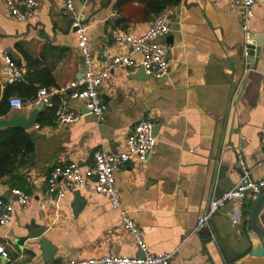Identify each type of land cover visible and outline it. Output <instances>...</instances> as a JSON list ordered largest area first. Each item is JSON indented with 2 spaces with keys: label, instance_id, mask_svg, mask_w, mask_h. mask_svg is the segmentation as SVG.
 Listing matches in <instances>:
<instances>
[{
  "label": "crops",
  "instance_id": "0c3cea01",
  "mask_svg": "<svg viewBox=\"0 0 264 264\" xmlns=\"http://www.w3.org/2000/svg\"><path fill=\"white\" fill-rule=\"evenodd\" d=\"M37 2L38 7L20 22L0 0V56L8 52L15 65L21 64L16 65L23 75L21 82L25 66L36 63L47 74L34 87L64 89L83 71L77 39L62 14V0ZM76 6L87 26L89 47L100 62L114 50V33L141 35L155 17L139 0H88L85 6L77 1ZM169 8L170 32L156 39L170 50L167 75L135 80L131 76L140 66L116 68L100 88L106 108L103 122L82 103L72 102L83 115L76 123L61 125L54 119L25 131L34 138V152L18 174L29 188V200L25 206L14 196L7 200L13 219L0 226V247L7 253L0 264L140 256L106 197L74 190L57 199L47 193L46 178L55 167L69 162L82 170L91 168L95 152H117L143 119L156 126V146L145 164L128 163L114 176L122 208L141 230L147 253H173L170 264H264V255H252L264 245L249 222L254 197L227 203L195 232L209 202L234 187L242 170L249 171L254 181L264 179V0H258L252 18L245 20L234 0H181ZM249 35L253 42L263 41L259 59L251 66L243 60ZM136 59L140 61L139 56ZM0 67L1 96L15 82L5 74L1 57ZM20 99L24 109L11 110L0 120L29 115L34 100ZM54 102L58 104L59 98ZM236 155L241 168L236 167ZM12 190L8 178L0 181V198ZM76 193L84 202L78 213ZM31 224L43 228L42 238L54 247L49 262L43 260L38 240L17 243L28 237ZM256 225L264 231V207Z\"/></svg>",
  "mask_w": 264,
  "mask_h": 264
},
{
  "label": "built area",
  "instance_id": "2783aa9c",
  "mask_svg": "<svg viewBox=\"0 0 264 264\" xmlns=\"http://www.w3.org/2000/svg\"><path fill=\"white\" fill-rule=\"evenodd\" d=\"M86 5L88 0H62L61 10L65 20L77 39V48L83 59V77L71 82L66 88H39L33 106L43 104L44 107H54L53 98L58 97L59 103L55 107V122L61 125L76 123L83 115L73 109L71 103H82L85 110L101 123L105 120L106 108L100 95V88L109 80L116 68H136L140 66L146 76L159 79L168 74L170 69L169 47L156 42V39L167 36L172 25L173 12L165 8L154 17L147 29L138 36L124 32L114 33L112 40L114 50L105 55L100 62L89 47L87 26L76 2ZM242 10V17L252 18L253 6L258 0H234ZM10 16L24 22L28 15L38 7L37 0H4ZM243 30L247 29L245 22ZM140 57L138 62L136 57ZM246 52L244 57H246ZM1 60L5 74L11 82H21L22 72L17 68L8 52L1 53ZM0 67V74H2ZM10 110L21 111L24 102L18 97L8 100ZM153 122L140 120L125 137L121 148L117 152L97 151L93 154L94 165L82 170L78 163L69 162L55 167L46 178L47 193L57 199H63L69 192L82 190L95 192L106 197L112 208L118 211L121 229L128 236L144 257H125L119 255H102L90 258H65L60 264H170L173 253L151 255L147 253V246L143 240L141 230L122 208L121 193L115 184V172L128 163L145 164L149 154L156 146L157 140L152 133ZM264 192V179L254 181L247 170H242L238 183L229 191L214 197L207 211L198 219L195 232L201 231L212 216L227 203L243 202L246 197L257 198ZM11 196L17 203L25 206L28 195L13 189ZM13 219V208L7 200L0 198V226H8ZM0 257L6 258L7 253L0 247Z\"/></svg>",
  "mask_w": 264,
  "mask_h": 264
},
{
  "label": "trees",
  "instance_id": "16d2710c",
  "mask_svg": "<svg viewBox=\"0 0 264 264\" xmlns=\"http://www.w3.org/2000/svg\"><path fill=\"white\" fill-rule=\"evenodd\" d=\"M148 11L153 15H158L168 7H175L181 0H139ZM27 58V56L25 55ZM21 67L19 62H16ZM27 72L24 82H15L8 85L0 96V118L7 117L11 110L8 106L10 97H20L24 100H34L39 88L33 86L35 82L43 83L47 71L40 69L36 63H28L25 66ZM31 70L33 72L31 73ZM34 77V79H32ZM36 78V79H35ZM55 103V102H54ZM47 108L40 112L37 124L44 125L48 121L55 119V107ZM34 152V138L31 134L20 129H0V181L8 178L13 189L18 188L25 193L29 188L22 175L18 174L19 169L28 165L29 159Z\"/></svg>",
  "mask_w": 264,
  "mask_h": 264
},
{
  "label": "water",
  "instance_id": "95a60500",
  "mask_svg": "<svg viewBox=\"0 0 264 264\" xmlns=\"http://www.w3.org/2000/svg\"><path fill=\"white\" fill-rule=\"evenodd\" d=\"M253 40L254 39L252 35L247 36L245 46H243V49H244L243 60L247 66L256 64L261 54L262 47H263V41L259 40L258 42H253ZM245 52L247 55L246 57H244ZM80 64L81 66H83L82 58H80ZM82 77H83V74L80 73L78 76V79ZM131 78L135 80H145V79H149L150 77L146 76L144 73V70L140 68L136 74L131 76ZM43 107H44L43 104H38L31 110L28 116H25L24 114H13L8 119L0 120V129L13 128V129H20L23 131H28L34 128L37 125V119ZM155 130H156V126H153V129H152L153 135H155L154 134ZM235 164L237 168H241V164L238 160L237 155L235 159ZM241 174H242V171L240 172V175ZM10 196H11V192H7L3 195V198L5 200H9ZM83 206H84V202L81 201L80 194L76 193L75 208H74L75 213L80 212ZM263 207H264V192L255 199L254 205L252 206L250 213H249V222H250L251 229L256 234V236L259 238L261 242H264V231L260 230L257 227L256 221L258 218V214ZM27 230L29 232L28 237L19 240V242H17L18 245H22L26 240H38L39 249L43 253V260L45 262H49L55 250L48 240H46L45 238H42V235L44 234L45 230L43 228H37L34 224H31L29 228H27ZM252 255L256 257L263 256L264 255V245L262 244L258 249L252 251ZM139 257L141 258L144 257V253L142 251Z\"/></svg>",
  "mask_w": 264,
  "mask_h": 264
}]
</instances>
